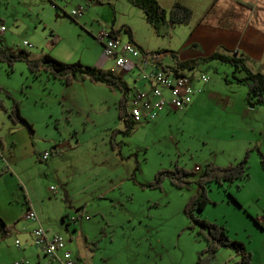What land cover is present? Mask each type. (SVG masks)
Wrapping results in <instances>:
<instances>
[{
  "label": "rangeland",
  "instance_id": "rangeland-1",
  "mask_svg": "<svg viewBox=\"0 0 264 264\" xmlns=\"http://www.w3.org/2000/svg\"><path fill=\"white\" fill-rule=\"evenodd\" d=\"M161 2L165 9L170 8L171 0ZM53 4L50 0H0V23L5 26L0 43L8 50L25 49L31 58L48 53L63 62L98 66L103 59L98 40L101 31H113L121 41H128L123 27L129 26L137 42L151 52H171L165 48L180 42L186 31L182 25L169 29L165 23L157 31L143 10L129 0H53ZM190 4L195 16L201 14V1ZM80 6L83 14L73 19L71 10ZM171 59L165 58L166 62ZM194 64L193 73L210 77L216 97L196 107L194 113L178 109L170 115L163 112L136 124L128 135L117 133L113 141L120 146L112 148L110 133L123 128L117 115L118 89L92 82L65 85L44 72L34 79L25 62H14L10 70L0 61V134L5 135L12 123L5 109L12 98L16 99L22 115L32 124L34 140H40V153L52 150L46 160H40L39 153L30 157L25 150L19 152L24 155L19 165L29 183L28 191L34 202L38 200L33 209L48 233L62 235L69 250L80 255L85 264L197 263L206 242L196 230L187 229L183 211L196 183L187 189H178L168 180L159 188L144 184L158 170L170 169L174 163L188 171L197 166L198 174L208 158H219L224 149L233 147L230 131L244 130L240 138L234 135L236 144L248 136L250 123L238 114L242 110L239 102H235V109L220 99L236 89L247 90L245 84L236 85L232 78L233 74L244 75V71L235 73L232 65L216 58H199ZM103 66L116 70L113 59H107ZM180 69L192 72L187 67ZM134 78L135 72L125 74L128 86H134ZM257 107V128L263 131L264 104ZM18 156L13 153V157ZM260 156L257 149L250 151V177L224 186L232 192L238 189V203L215 182L207 186L210 203L206 210L217 220L212 222L225 226L231 238L246 244L253 264H264V168ZM0 201L5 206L0 216L6 221L8 199L0 195ZM22 205L25 208L24 201ZM247 205L257 207L262 214L253 215ZM26 221L7 223L10 232L0 240V264H14L31 253L14 244L16 238L23 241L26 233L22 230L30 227ZM237 258L231 248L201 257L205 264H236Z\"/></svg>",
  "mask_w": 264,
  "mask_h": 264
},
{
  "label": "crops",
  "instance_id": "crops-1",
  "mask_svg": "<svg viewBox=\"0 0 264 264\" xmlns=\"http://www.w3.org/2000/svg\"><path fill=\"white\" fill-rule=\"evenodd\" d=\"M158 1L161 5H163L161 0ZM175 1H180L193 10L191 22L187 25H182L186 27V31L182 34L180 42L175 45L169 44L167 46L168 48H165L170 49L175 58H177L179 61L195 62V60L199 58L205 59L215 51H219L221 54L233 52L234 54L237 53L236 55H239L244 59V63L250 70L260 71L264 74V0H187L188 2L185 0H171V5ZM195 1H201V4L203 5L201 14L196 16L194 15V8L190 4H195ZM134 41L135 44H138L142 47V45L137 42L135 37ZM105 61H107V59L103 58L102 61L98 63V66L105 68L103 66ZM115 69L116 70L112 71L121 75V77L128 84L125 79V74L130 72H121V70L116 66ZM192 74L194 77L197 76L196 73ZM239 76H242V74ZM209 81L205 85L197 83V86L201 87V90L196 92L192 103L189 106L178 110L185 111V114L194 113L193 111L196 107L200 106L202 103L212 100L211 98L216 97L215 94L218 93L215 91L213 84L211 85ZM80 82L83 84V86H85L84 84H87L86 82L90 81L78 79L73 84H79ZM133 82L135 84L134 80ZM234 84L239 85L240 83L235 82ZM86 86L87 88H90V85ZM236 90V92H230V94H222L224 97L221 96L220 99L223 100V102L225 101V103L230 107L234 106L235 109H237L235 102L237 101L240 103L242 110L238 114H241V117H244L243 119H249L250 123L248 128H246L248 136H243L238 140V143L235 144L236 139L234 138V135L237 133L238 138H240L239 134L244 130L241 128L233 129L234 131H230L231 139L229 140L232 141L233 147L231 144L230 149H224V151H222L224 156L221 155L219 158L211 157L206 161L212 162L216 165L234 164L244 156L247 150L255 152L257 149L262 156V158L260 156V162L263 165H260L264 168V136H261L264 134V130L262 131V129L260 130L257 128V109L259 108L257 105L252 107L247 103L245 98L247 90ZM0 101L2 102V100ZM163 112L167 115H170L171 109L164 108L156 116ZM34 132L35 131L31 133L23 122H12L8 127L6 134L3 136L0 134V150L2 152L1 162L4 166L9 168V172L5 173L3 176H0V195L8 199L6 215L9 216L8 220L5 221L6 223H16L17 225L16 221L18 219H23L26 221L27 219H25L24 214L28 207L31 206L33 209L34 203H38V200H35V202L32 200L31 193L28 191L29 183L27 182L25 174H23L19 165L21 160H24V155H21L23 150L27 151L28 156L30 157H35V154L39 153L38 156L40 158L42 153H45V150L40 153L42 150L38 148L39 139L34 140ZM36 138L38 137L36 136ZM6 148L8 149L5 150ZM14 152L19 154L17 158L13 157ZM50 155L51 153H49L48 156ZM256 158L257 153L254 155L253 163H255ZM24 188L27 189V194L25 193ZM19 189L22 191L23 197L19 192ZM235 190L238 192V189L235 188ZM229 192H231V194L234 195L236 199H241L239 194L236 195L235 191L232 192V190H230ZM14 199H16V201H14ZM23 201L25 208H23L24 205H22ZM2 206L3 205L0 201V209ZM3 207L5 208V206ZM8 207L12 208V210L9 211ZM247 207L253 215L259 216L262 214L259 211L257 212V207L252 208V205H247ZM202 215H204L209 221L216 220L211 218L206 208L204 209ZM26 222L30 224V227L28 230H22L26 233L23 237V241L21 242V240L16 238L19 240L20 245H15L16 248L23 251L28 249L31 250V253L27 256H24L22 259L26 260L28 262L27 264H57V261L46 255L33 243L34 238L32 229L37 224H40L42 227H44L39 217L37 223L30 220H27ZM44 229L49 232V229L45 227ZM49 235L51 234L49 233ZM66 248L69 249L67 245ZM60 253L61 252H59V254ZM72 254L75 257L82 259L77 253L72 252Z\"/></svg>",
  "mask_w": 264,
  "mask_h": 264
},
{
  "label": "trees",
  "instance_id": "trees-1",
  "mask_svg": "<svg viewBox=\"0 0 264 264\" xmlns=\"http://www.w3.org/2000/svg\"><path fill=\"white\" fill-rule=\"evenodd\" d=\"M50 1L53 4V0ZM129 1L143 10L147 22L157 31L159 25L162 23L167 24L169 29L176 25H187L191 22L193 16L192 9L180 1H175L169 9H165L158 0ZM53 6L57 7L56 4H53ZM123 29L127 33L129 40L135 43L131 28L129 26H124ZM136 45L141 50L145 51L141 46L138 44ZM232 54L234 53L230 52L221 54L219 51H215L213 54L206 57L205 60L216 58L232 65L235 73L244 71V75L242 76H238L236 74L232 75L234 82H238L240 84L242 83L247 86L245 98L250 106L253 107L264 104V74L260 71L250 70L244 63L243 58H241L239 55ZM173 57L175 63H173V65H169L172 68L187 67L192 69L194 66V61H179L174 55ZM0 61L6 63L10 70H13L14 62H25L34 79H37L41 75V72H44L47 74V77L60 80L65 85H71L76 80L83 79L93 83L106 85L111 90L118 89L121 92V96L117 104V115L123 124V128L114 129L110 133L112 148L117 146L119 148L120 146L113 141V138L117 133L128 135L136 125L128 113L127 103L129 97L128 91L130 90V87L121 77V75L116 74L111 69H104L100 66H89L82 64L79 61L71 63L63 62L54 58L48 53L44 54L40 58H31L27 50H8L1 43ZM167 63H169V61ZM0 105H3L1 101ZM5 110L12 122H23L31 133L34 131L32 124L29 123L22 115L19 101L12 98L11 105ZM50 153H52V150ZM249 153L250 151L247 150L244 156L237 163L228 164L225 166L208 162L198 174H196V170L188 171L184 167L174 163L173 167L170 169L168 168L158 170L155 173L153 179L144 184L150 188H159L161 187L163 181L168 180L178 189H187L191 184L196 183V191L190 196L183 209L188 220L187 229L189 231L196 230V235L201 236L206 242V246L198 253L196 264L204 263L201 259L203 254H214L220 248L233 249L236 256L238 257L236 264H253L252 254L249 250H247L244 242L231 238L228 235V231L225 226L209 221L202 215V211L210 203V199L207 194V186L211 182H215L219 187H222L229 196V199L238 203L236 197L228 191V187L224 186L226 183L227 186H229L233 182L238 180H247L250 177L248 171ZM7 172H9V168L4 166L0 161V175ZM195 175L196 179L193 180ZM238 187H240V184H238ZM80 212H82V209ZM9 232L10 226L2 217H0V240L5 238ZM90 249L93 250L92 247Z\"/></svg>",
  "mask_w": 264,
  "mask_h": 264
},
{
  "label": "built area",
  "instance_id": "built-area-1",
  "mask_svg": "<svg viewBox=\"0 0 264 264\" xmlns=\"http://www.w3.org/2000/svg\"><path fill=\"white\" fill-rule=\"evenodd\" d=\"M83 10L84 7L80 6L72 9L69 15L75 19L79 18ZM4 30L5 26L0 23V32ZM98 40L103 46V58L113 59L115 66L121 72H135L134 81L141 83L140 86L135 84L132 87L129 86L128 113L135 124L152 120L164 108L176 110L189 106L193 96L201 90L197 83L205 85L209 81V77L205 74L194 77L193 71L186 74L180 68L170 67L169 65L175 63L171 52H145L130 40L121 41L113 31H101ZM24 45L28 43L24 41ZM167 56L172 58L169 63L165 60ZM48 155L49 153L45 152L40 159L46 160ZM1 159L0 150V161ZM53 189L54 187L51 186L50 190ZM24 217L32 222H38L37 214L31 206L28 207ZM32 234L34 245L57 261V264H85L82 259L75 257L72 251L66 248L67 240L62 236L49 235L40 224L32 229ZM15 245H20L18 239L15 240ZM27 263L22 259L14 264Z\"/></svg>",
  "mask_w": 264,
  "mask_h": 264
},
{
  "label": "flooded vegetation",
  "instance_id": "flooded-vegetation-1",
  "mask_svg": "<svg viewBox=\"0 0 264 264\" xmlns=\"http://www.w3.org/2000/svg\"><path fill=\"white\" fill-rule=\"evenodd\" d=\"M235 54H237V53H235Z\"/></svg>",
  "mask_w": 264,
  "mask_h": 264
},
{
  "label": "water",
  "instance_id": "water-1",
  "mask_svg": "<svg viewBox=\"0 0 264 264\" xmlns=\"http://www.w3.org/2000/svg\"><path fill=\"white\" fill-rule=\"evenodd\" d=\"M234 55H236V54H234Z\"/></svg>",
  "mask_w": 264,
  "mask_h": 264
}]
</instances>
